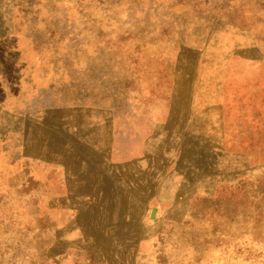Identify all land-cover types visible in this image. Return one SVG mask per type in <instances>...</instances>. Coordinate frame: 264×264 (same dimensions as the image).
<instances>
[{
	"label": "rangeland",
	"instance_id": "1",
	"mask_svg": "<svg viewBox=\"0 0 264 264\" xmlns=\"http://www.w3.org/2000/svg\"><path fill=\"white\" fill-rule=\"evenodd\" d=\"M0 264H264V0H0Z\"/></svg>",
	"mask_w": 264,
	"mask_h": 264
},
{
	"label": "water",
	"instance_id": "2",
	"mask_svg": "<svg viewBox=\"0 0 264 264\" xmlns=\"http://www.w3.org/2000/svg\"><path fill=\"white\" fill-rule=\"evenodd\" d=\"M150 216H151V217L154 216V210L151 211Z\"/></svg>",
	"mask_w": 264,
	"mask_h": 264
}]
</instances>
